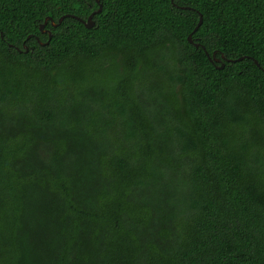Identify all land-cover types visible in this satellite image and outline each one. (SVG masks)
<instances>
[{
	"label": "trees",
	"instance_id": "1",
	"mask_svg": "<svg viewBox=\"0 0 264 264\" xmlns=\"http://www.w3.org/2000/svg\"><path fill=\"white\" fill-rule=\"evenodd\" d=\"M99 1L0 0V264H264V0Z\"/></svg>",
	"mask_w": 264,
	"mask_h": 264
},
{
	"label": "water",
	"instance_id": "2",
	"mask_svg": "<svg viewBox=\"0 0 264 264\" xmlns=\"http://www.w3.org/2000/svg\"><path fill=\"white\" fill-rule=\"evenodd\" d=\"M96 1V3L98 4V9L97 10H94L86 19H82V18H80V17H77V16H75V15H66V16H72V17H74V18H76V19H78L79 21H81L87 28H91L93 25H94V21H93V19H92V17H93V15L96 13V12H100L101 10H102V4L100 3V1L99 0H95ZM172 2H173V0H171ZM65 16H61L58 20H57V22H54V20L52 19V18H50V17H46L45 18V20H44V23L42 24V26H41V29H42V27L46 24V22H47V20H50L51 21V24L53 25V26H56L57 24H59L61 21H62V19L64 18ZM201 23H202V17L200 16V18H199V20H198V23H197V25L195 26V28L193 29V32L201 25ZM191 35H192V32L187 36V39H188V41L189 42H191V43H193L196 47L197 46H199V43H197V42H193L192 41V39H191ZM0 36L2 37V32H0ZM29 37V36H28ZM49 37H50V33H49ZM24 47H25V51H27L28 50V48L24 45ZM204 49V48H203ZM205 53L207 54V56H208V58H210V60H213V61H217V62H220L221 64H220V68H223V66H224V62L222 61L223 59H225L226 60V56L225 55H223V54H221V56L220 57H216V55H215V53H216V51L215 52H213L211 55H208V52L207 51H205ZM245 57H247V58H249V56H239V57H237L236 59H227V60H230V61H235V60H242L243 58H245ZM253 61L259 66V63L255 60V59H253Z\"/></svg>",
	"mask_w": 264,
	"mask_h": 264
}]
</instances>
